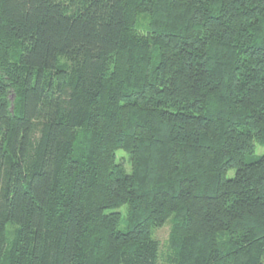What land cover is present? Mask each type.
I'll return each mask as SVG.
<instances>
[{
  "label": "trees",
  "instance_id": "1",
  "mask_svg": "<svg viewBox=\"0 0 264 264\" xmlns=\"http://www.w3.org/2000/svg\"><path fill=\"white\" fill-rule=\"evenodd\" d=\"M259 148L264 0H0V264H264Z\"/></svg>",
  "mask_w": 264,
  "mask_h": 264
},
{
  "label": "rangeland",
  "instance_id": "2",
  "mask_svg": "<svg viewBox=\"0 0 264 264\" xmlns=\"http://www.w3.org/2000/svg\"><path fill=\"white\" fill-rule=\"evenodd\" d=\"M264 152L263 148H259L257 151V154H261ZM231 173L230 175H232ZM171 229V223L170 221H167L166 224L160 228L157 229L154 232V238L159 242L160 245V254H159V262L158 264H163V259L167 253V246H168V240H169V233Z\"/></svg>",
  "mask_w": 264,
  "mask_h": 264
}]
</instances>
